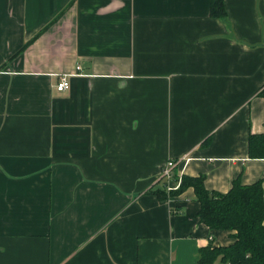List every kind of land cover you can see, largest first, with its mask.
<instances>
[{"label":"crops","instance_id":"obj_1","mask_svg":"<svg viewBox=\"0 0 264 264\" xmlns=\"http://www.w3.org/2000/svg\"><path fill=\"white\" fill-rule=\"evenodd\" d=\"M210 3L0 0V264H197L232 243L192 187L156 192L183 157L175 177L264 189V0Z\"/></svg>","mask_w":264,"mask_h":264},{"label":"trees","instance_id":"obj_2","mask_svg":"<svg viewBox=\"0 0 264 264\" xmlns=\"http://www.w3.org/2000/svg\"><path fill=\"white\" fill-rule=\"evenodd\" d=\"M210 14L219 18L225 16L222 0H211ZM259 94L264 97V88ZM248 156L264 158V133L250 134ZM204 178L203 174L183 175L176 190L167 192L163 185V189L156 191L158 196L167 198L192 187L199 202V220L210 229L231 231L232 243L203 247L199 251L197 264H213L217 258L225 264H264L263 178L242 184L236 177L226 192L207 189Z\"/></svg>","mask_w":264,"mask_h":264},{"label":"built area","instance_id":"obj_3","mask_svg":"<svg viewBox=\"0 0 264 264\" xmlns=\"http://www.w3.org/2000/svg\"><path fill=\"white\" fill-rule=\"evenodd\" d=\"M80 66H76V69H79ZM70 86L69 82V74L63 73L59 76V80L56 84V90L65 91ZM188 159V157H183L180 159H168L160 170L159 179L164 182V187L167 192L176 190L181 183V176L175 177L174 168L177 164L184 160V162Z\"/></svg>","mask_w":264,"mask_h":264}]
</instances>
